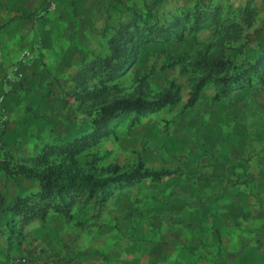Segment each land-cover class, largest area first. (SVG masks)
Here are the masks:
<instances>
[{
    "label": "rangeland",
    "instance_id": "rangeland-1",
    "mask_svg": "<svg viewBox=\"0 0 264 264\" xmlns=\"http://www.w3.org/2000/svg\"><path fill=\"white\" fill-rule=\"evenodd\" d=\"M122 27L125 65L94 71ZM263 48L264 0H0V264H264V62L226 87L198 63ZM49 167L169 173L41 198Z\"/></svg>",
    "mask_w": 264,
    "mask_h": 264
},
{
    "label": "trees",
    "instance_id": "trees-1",
    "mask_svg": "<svg viewBox=\"0 0 264 264\" xmlns=\"http://www.w3.org/2000/svg\"><path fill=\"white\" fill-rule=\"evenodd\" d=\"M158 27H148L146 32L139 34V37L152 38L156 37L159 32ZM225 39H221L220 44L223 45ZM223 42V43H222ZM127 46H126V34L124 27L117 30L115 35L109 40V52L103 56L96 58L91 68L96 72H104V74H115L123 68L127 61ZM264 62V48L262 55L259 59H253L247 55L244 56V60L237 64L230 56H225L221 51H217L214 55L209 57H202L198 63L202 67L203 71L208 75H214L224 70L233 69L226 77L216 78V82L220 87L233 86L239 84L248 74L256 71L258 65ZM176 99L175 95L167 94L158 101H147L141 98H128L124 97L112 101L111 103L102 106L99 110V116L94 121L96 127H101L109 119L114 118L120 114L138 111L142 112L146 109L159 107L161 104L172 102ZM55 151L61 153L66 152L68 144H56L49 146ZM47 152L36 160L43 161ZM0 167L2 164L0 163ZM169 172H140L135 169L129 173H122L109 177H98L90 173L79 172H63L58 167H49L37 173L40 181L41 189L39 195L41 198H47L52 196H60L65 192H89L93 193L97 190L104 189L112 183L116 182H131L137 177L145 176L158 179ZM16 206V205H15ZM57 207V206H56ZM13 209H16L15 207ZM18 211V210H16ZM31 208H26L23 212L25 217L24 222L27 223L28 217L31 212Z\"/></svg>",
    "mask_w": 264,
    "mask_h": 264
},
{
    "label": "crops",
    "instance_id": "crops-1",
    "mask_svg": "<svg viewBox=\"0 0 264 264\" xmlns=\"http://www.w3.org/2000/svg\"><path fill=\"white\" fill-rule=\"evenodd\" d=\"M251 207V206H250ZM173 255V254H172ZM173 257V256H172ZM174 259H176V257L174 256L173 257ZM166 259H168V258H166ZM170 259V258H169ZM181 259V258H180ZM179 259V260H180ZM187 259V258H186ZM160 260H163V258H161V257H157V256H154L153 258H151L150 260H149V264H155L156 263V261H160Z\"/></svg>",
    "mask_w": 264,
    "mask_h": 264
}]
</instances>
